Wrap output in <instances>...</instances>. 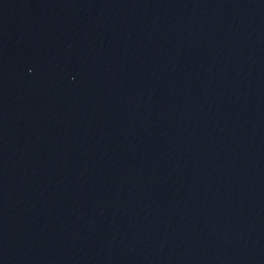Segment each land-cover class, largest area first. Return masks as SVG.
Returning a JSON list of instances; mask_svg holds the SVG:
<instances>
[{"label": "water", "instance_id": "water-1", "mask_svg": "<svg viewBox=\"0 0 264 264\" xmlns=\"http://www.w3.org/2000/svg\"><path fill=\"white\" fill-rule=\"evenodd\" d=\"M0 264H264V0H0Z\"/></svg>", "mask_w": 264, "mask_h": 264}]
</instances>
